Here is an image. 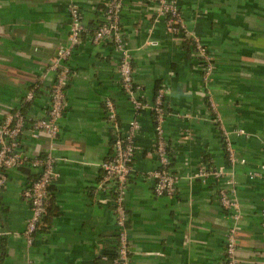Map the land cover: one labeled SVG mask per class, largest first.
I'll return each instance as SVG.
<instances>
[{
  "label": "crops",
  "instance_id": "obj_1",
  "mask_svg": "<svg viewBox=\"0 0 264 264\" xmlns=\"http://www.w3.org/2000/svg\"><path fill=\"white\" fill-rule=\"evenodd\" d=\"M177 2L188 28L204 40L214 58L209 90L223 127L243 129L248 135H230L238 161L234 174L240 213L235 221L233 213L219 205V181L188 179L200 168L227 167L198 62L182 39L167 31L165 18L156 16L154 0H123L120 21L131 49L134 83L147 103L158 85L168 89L164 136L172 156L170 170L181 177L174 196L153 195V119L143 111L125 203L130 264H223L231 228L238 264H264L259 234L264 180L250 178L262 167L264 0ZM104 3L79 0L88 30L74 54L57 141L53 144L45 134L35 140L25 133L20 143L25 159L40 157L53 145L55 154L65 159L56 165L58 177L51 189L55 215L29 246L22 234L30 209L22 191L37 171L22 166L9 171L0 190V264H110L116 251L110 195L98 188V165L112 154L104 101L114 103L124 131L137 115L121 91L116 54L109 44L91 41L90 29L102 19ZM69 21L66 0H0V112L20 107L31 90L34 99L26 118L45 116L54 78L44 74L67 40Z\"/></svg>",
  "mask_w": 264,
  "mask_h": 264
},
{
  "label": "built area",
  "instance_id": "obj_2",
  "mask_svg": "<svg viewBox=\"0 0 264 264\" xmlns=\"http://www.w3.org/2000/svg\"><path fill=\"white\" fill-rule=\"evenodd\" d=\"M156 2L155 13L157 17H164L167 31L179 39H188L194 47V52L205 64L202 75V85L206 90L207 105L212 113V122L219 127L224 144L228 167L215 169L200 168L192 175L190 180L206 181L209 178L221 182L217 193L219 205L233 213L235 221L239 218V205L236 199V180L234 165L238 163L230 139L231 134L248 136L243 129L226 130L221 122L217 106L209 91L211 77L214 74L215 65L212 56L207 52L199 35L188 28L180 13L177 0H154ZM69 15V28L66 42L58 47L52 58L51 64L44 76L53 75L48 97V108L43 118L29 120L19 112H0V189L4 188L8 181V172L27 163L32 169L38 170V176L31 181L22 191V198L28 204L30 217L27 220L23 237L29 246L32 245L34 235L38 231L43 217L46 215L48 201L50 200V187L57 179L56 165L65 161L55 154L54 145L46 152L33 159H25L20 153L22 136L27 133L31 139H38L40 134L49 136L54 144L59 135V121L66 109L67 89L72 80V67L70 64L77 46L81 43L82 36L87 27L82 22V11L79 0H66ZM123 0H105L102 19L92 32L91 41L94 44L107 43L117 56L120 88L132 106L136 115L143 111H149L153 116L155 126L153 128L154 155L156 168L149 173L153 180L152 193L156 197H172L176 192V185L181 177L170 171L171 157L164 136V124L169 115L167 111L168 89L161 87L152 103H147L143 92L134 83V69L132 65L131 49L127 46L121 28L120 14ZM148 44H156L148 40ZM34 99V92L27 91L23 96L24 103H30ZM106 118L114 131L111 157L102 161L98 167L101 178L98 183L100 191L110 195V201L114 212L117 228V252L111 264H130V247L128 234V212L126 209V196L129 178L133 171L135 159V140L140 131V119L131 120L126 131L121 132L117 123L115 105L110 100L104 101ZM262 167L261 172L251 174L250 178L264 180V133L260 137ZM239 163H243L240 161ZM259 234L264 242V196L260 211ZM27 264H33L31 260ZM223 264H238L236 259L235 228L229 229L224 244Z\"/></svg>",
  "mask_w": 264,
  "mask_h": 264
},
{
  "label": "trees",
  "instance_id": "obj_3",
  "mask_svg": "<svg viewBox=\"0 0 264 264\" xmlns=\"http://www.w3.org/2000/svg\"><path fill=\"white\" fill-rule=\"evenodd\" d=\"M69 16V15H68ZM101 21V20H100ZM99 21V22H100ZM99 22L98 23H96L95 24V26H93L91 29H90V33H91V36H92V32L94 31V29L97 27V25L99 24ZM88 30V29H87ZM86 30V31H87ZM202 40V39H201ZM183 41V43H184V46H185V49H186V51L189 53V55L192 57V58H194L197 62H198V65H199V67H200V71H201V79H202V75H203V69L205 68V64H204V61L199 57V56H197L196 54H195V52H194V47H193V44L188 40V39H183L182 40ZM202 42H203V44L205 45V47L207 48V52H208V54L210 55V56H212V54H211V52H210V50H209V48H208V46L206 45V43L204 42V40H202ZM73 58H74V56H73ZM73 58L71 59V61H70V64H71V67H72V64H73ZM212 58H213V56H212ZM213 61H214V58H213ZM214 65H215V62H214ZM72 72H73V70H72ZM202 81V80H201ZM203 86V85H202ZM161 87H164V84H161V85H158L157 87H156V89L154 90V95H153V100H154V98H155V95H156V93H157V91L161 88ZM206 91V90H205ZM210 91V90H209ZM153 100L150 102V103H152L153 102ZM168 101V100H167ZM22 105L20 106V107H15L12 111L13 112H19L21 115H23L24 117H26V115H25V113H26V110L28 109V106H29V104L30 103H24L23 102V100H22ZM208 106V105H207ZM103 109H104V104H103ZM167 111H168V104H167ZM104 113H106L105 112V109H104ZM141 115V113H139L136 117H138V116H140ZM151 116H152V114H151ZM135 117V118H136ZM139 118V117H138ZM140 119V118H139ZM152 119H153V116H152ZM153 122V128H154V126H155V123H154V121H152ZM117 123H118V126H119V128H120V130H121V132H124V130L123 129H121V127H120V124H119V121H118V117H117ZM110 126H111V124H110ZM127 129V128H126ZM126 131V130H125ZM222 135V134H221ZM113 140H114V131H113V129H112V126H111V150H112V145H113ZM135 142H136V140H135ZM222 143H223V138H222ZM168 148V147H167ZM223 150H224V144H223ZM168 152H169V155H170V157H171V159H172V156H171V153H170V151H169V148H168ZM224 155H225V159H226V162H227V167L229 166V163H228V161H227V157H226V153H225V151H224ZM111 157V156H110ZM109 157V158H110ZM109 158H107V159H109ZM107 159H105V160H107ZM155 161H156V158H155ZM22 167H24V168H27V170H35V171H37V174L35 175V177L32 179V180H30L26 185H25V187L31 182V181H33L37 176H38V170H36V169H32L27 163H24V164H22L21 165ZM21 166H19V167H21ZM171 171V170H170ZM172 172V171H171ZM173 173V172H172ZM219 183H220V187H221V182L219 181ZM24 187V188H25ZM219 187V188H220ZM23 188V189H24ZM3 189V188H2ZM51 189H52V186L50 187V193H51ZM1 190V189H0ZM219 190V189H218ZM217 193H218V191H217ZM154 195V194H153ZM52 197L50 196V200L48 201V206H47V211H46V215L43 217V219H42V221H41V225L39 226V229H38V231L40 230V228H41V230H44V228L42 229V225H43V223H45V222H47L48 221V219L51 217V216H53V215H55V209H54V207H53V205H52V199H51ZM29 207V206H28ZM261 211V210H260ZM260 219V218H259ZM259 224H260V221H259ZM116 226V225H115ZM127 227H128V222H127ZM37 233V232H36ZM35 233V234H36ZM35 236V235H34ZM117 246H118V243H117V228H116V251H114V253L111 255V257H110V259H108L109 261H110V264L112 263V260L114 259V257L116 256V252H117ZM104 259H106V257H104Z\"/></svg>",
  "mask_w": 264,
  "mask_h": 264
}]
</instances>
